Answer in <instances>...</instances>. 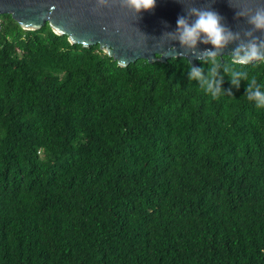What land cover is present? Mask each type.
<instances>
[{
	"label": "trees",
	"instance_id": "trees-1",
	"mask_svg": "<svg viewBox=\"0 0 264 264\" xmlns=\"http://www.w3.org/2000/svg\"><path fill=\"white\" fill-rule=\"evenodd\" d=\"M216 60L213 96L0 15V264H264V108L225 72L264 62Z\"/></svg>",
	"mask_w": 264,
	"mask_h": 264
},
{
	"label": "water",
	"instance_id": "water-1",
	"mask_svg": "<svg viewBox=\"0 0 264 264\" xmlns=\"http://www.w3.org/2000/svg\"><path fill=\"white\" fill-rule=\"evenodd\" d=\"M260 4L264 0H156L154 9L136 14L122 7L120 0H108L103 5L98 0H0V15H8L23 30H38L47 24L54 34L66 36L71 44L97 45L120 67L139 59L164 63L176 57L185 58L195 67L196 60L206 57V49H214L211 44L198 41L190 50L178 40L167 38L164 34L175 32L178 16H187L191 7L211 8L219 13L223 17L221 23L233 34H239L217 54L218 58L226 56L231 60L241 42L264 38L258 30L252 37L246 36L252 26L246 17L236 16L237 11L255 10Z\"/></svg>",
	"mask_w": 264,
	"mask_h": 264
},
{
	"label": "clouds",
	"instance_id": "clouds-1",
	"mask_svg": "<svg viewBox=\"0 0 264 264\" xmlns=\"http://www.w3.org/2000/svg\"><path fill=\"white\" fill-rule=\"evenodd\" d=\"M99 4H107L108 0H98ZM121 6L134 11L136 14L142 11L154 9L156 0H120ZM237 17H246L247 23L252 28L245 32L248 37L253 36L254 31L264 33V4H260L255 10L247 9L236 12ZM194 17V19H190ZM223 17L211 8L191 7L187 10V16H178L176 20L175 32L164 35L173 40H178L184 48L194 50L198 41L204 44H211L214 50H205L204 55L210 61L208 74L203 75V68L191 67L189 79H197L201 87L207 93L216 96L221 93L219 85L223 78L217 77L219 62L216 60L217 54L229 42L238 39L239 34H233L222 23ZM253 61H264V38L253 37L248 43L241 42L231 54L232 65H247ZM225 72L230 77V83L234 87H239L241 79L246 81L245 93L249 101H253L258 108H264V91L260 90L255 77L249 79L247 73L225 66Z\"/></svg>",
	"mask_w": 264,
	"mask_h": 264
}]
</instances>
